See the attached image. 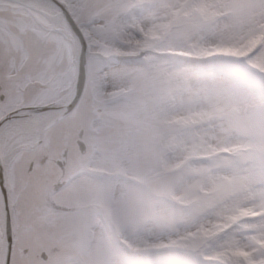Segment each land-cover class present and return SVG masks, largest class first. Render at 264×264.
<instances>
[{
    "label": "snow or ice",
    "instance_id": "6c2138e0",
    "mask_svg": "<svg viewBox=\"0 0 264 264\" xmlns=\"http://www.w3.org/2000/svg\"><path fill=\"white\" fill-rule=\"evenodd\" d=\"M0 264H264V0H0Z\"/></svg>",
    "mask_w": 264,
    "mask_h": 264
}]
</instances>
